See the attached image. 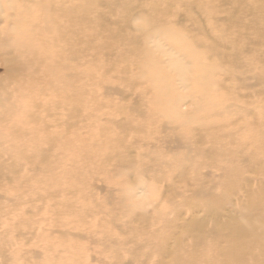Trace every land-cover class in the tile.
<instances>
[{
    "label": "rangeland",
    "instance_id": "obj_1",
    "mask_svg": "<svg viewBox=\"0 0 264 264\" xmlns=\"http://www.w3.org/2000/svg\"><path fill=\"white\" fill-rule=\"evenodd\" d=\"M4 2L0 99L10 100L0 106V264H189L193 257L182 254V243L201 252L206 264L230 262V254L219 256L227 242L208 243V234L227 218L246 220L245 202L264 185V176L246 169L242 187L224 183L215 188L223 173L209 137L213 132L219 137L236 134L240 144L231 148L234 159L248 162L252 148L246 124L264 115V0H116L114 5L99 1L90 18L99 33L117 37L114 46L102 49L98 42L80 41L71 49L74 54L70 50L51 62L47 55L33 57L34 46L20 42L16 48L13 43L15 32L25 28L26 42L31 32L37 39L45 34L37 41L42 54L51 40L52 53L62 47L56 36L48 35L52 26L32 30L29 22L17 19L23 9L35 20L40 14L37 1L0 0V5ZM141 17L152 20L146 31L133 27ZM159 25L192 44L200 69L216 71L208 89L193 96L177 83L175 94L155 92L135 53L145 50L166 61L160 52L167 43L149 37ZM125 43L136 50L119 55ZM25 61L30 64L27 73L20 67ZM77 62L82 70L91 66L94 75L85 78L82 70L78 74ZM47 69L56 72L61 90L67 84L68 100L81 94L84 102L68 109L62 100L63 107H54L61 99L43 82ZM28 80L34 86L30 92L24 89ZM20 96L27 107L20 108L16 122L9 114ZM171 96L176 114L185 120L191 115L198 119L211 96L223 97L231 116L225 120L224 114L220 119L225 121L216 125H194L187 135L171 112L157 110L160 104L167 109ZM29 135L39 139L33 152L22 145L36 141ZM97 135L101 140L88 141ZM73 138L87 142L77 156L66 160L60 152ZM228 140L219 143L227 145ZM181 161L182 166L172 170V164ZM50 172H65L55 177L65 182L64 187L48 189ZM74 174L83 183L69 182V187L66 182L76 181L70 177ZM130 200L136 202L134 210ZM194 236L205 243L193 246Z\"/></svg>",
    "mask_w": 264,
    "mask_h": 264
},
{
    "label": "bare ground",
    "instance_id": "obj_2",
    "mask_svg": "<svg viewBox=\"0 0 264 264\" xmlns=\"http://www.w3.org/2000/svg\"><path fill=\"white\" fill-rule=\"evenodd\" d=\"M37 1V9L40 11V14L36 15V19H34V14L30 10L21 9L16 14L17 19L22 21L23 23L29 22L31 29L35 30L38 26L41 25H49L54 29L48 33L56 36L55 39L58 41V44L62 46L54 53L51 52L53 48L51 43L46 45L48 50L42 54L43 51L40 46L38 48L37 41L42 40L45 34H38L41 37L37 39L33 32L29 33L31 35V39L25 41L24 32L25 28L20 32H15V37L13 40L14 47L20 42L24 44H28L34 46L30 50L34 55L46 56L47 61H58L60 57L64 54L67 55L72 47L75 45L80 46L81 43L89 45L90 43L98 42L102 49L104 47L111 48L115 44L116 36L113 34H101L99 33L95 26L93 19L90 18L96 10V5L100 1H112L113 5L116 0H35ZM9 4V9H13L12 4ZM208 4V3H206ZM47 5H49L47 7ZM7 6V2H4L0 7L5 8ZM209 6V5H208ZM262 7H260L261 9ZM209 9L213 11V8L209 6ZM12 11V10H11ZM155 14V13H154ZM33 20V21H32ZM150 25L152 24V20L149 19ZM94 26V27H92ZM18 30H21L20 24L17 26ZM150 38H158L161 41L167 43L168 48L165 51L160 52V54L164 56H175L178 57L181 61V67L173 74L169 71V63L166 60L165 62L162 60H158L156 56L149 54L147 51H136L135 55L137 60H142V68L147 70V73L144 77L148 78L150 83L152 84L156 93H161L162 95H172L175 94L176 88L175 84L179 83L185 90L190 91L191 95H195L197 91L201 93L208 89L209 85H211L213 78L216 75V71L213 68L202 70L197 66L199 55L196 51H194L191 47V43L187 41H183L182 35L175 31L174 29H169L166 26L159 25L156 27V31L150 32ZM47 41L50 40L49 37H46ZM124 40L127 41L129 38L124 36ZM126 44V45H125ZM121 46L119 50V55H122L127 52H134L136 49L131 48L128 43H125ZM53 45V44H52ZM17 48V47H16ZM36 49V50H35ZM71 54L75 52L73 50L70 51ZM79 55L77 49V57ZM79 59V57H78ZM253 62H255L252 59ZM264 63V61H263ZM262 63V64H263ZM162 64L164 67L162 68ZM75 69L77 73H80L82 70L80 64L77 62L75 64ZM25 73L29 72L30 64L25 61L24 65L20 66ZM161 67V69H160ZM264 69V64L262 65ZM22 71V70H21ZM85 74V78H89L90 74L94 75L93 69L91 66H86L82 70ZM23 72V71H22ZM54 70L47 69V74L44 77L43 82L47 85H52V89L57 91V95H59L61 101L59 103H55L54 107H63L62 100L66 102L64 107L68 109H72L78 107V104L84 102V98L81 94H77L74 97L69 96L71 100H68L66 95L69 93V87L67 84L63 86L61 90V85L58 82V78L55 75ZM88 75V77L86 76ZM264 75V73H263ZM58 86V87H54ZM24 89L28 92L34 90V86L32 82L28 80ZM166 91V92H165ZM65 92V93H64ZM64 93V95H63ZM17 101V103L11 106L9 117L11 119H15L16 122L20 121L19 112L21 111V107H27L25 105V101L22 99ZM5 97L0 99V106L6 105V101H9L10 98ZM171 101L168 102V108L165 109L160 105H158L157 110L160 112H171L173 118L177 119L183 126V128L187 131V135L190 134V129L194 125L198 124H208V125H216L221 121L229 120L230 114L226 112L227 109L226 104L223 103L224 98L220 96H211L208 97L207 103L204 108H202L199 113L201 114L198 119L193 118L195 115H191V118L185 120L183 117H180L176 114V105L174 104V99L171 96ZM223 103V105H222ZM166 105V104H164ZM229 110V109H228ZM170 113V114H171ZM225 114V120L220 119ZM206 115L209 117L206 118ZM10 120V119H9ZM246 129L249 130L247 138L248 146L252 148V151L249 154L248 162L234 159L236 156H233V148L234 146L240 144L236 139V134L227 133L223 137H219L215 132L211 134L209 137V143L215 147L216 159L219 161L218 168L223 173L222 180L215 184V188H218L224 183H230L235 185L243 186V173L246 169H252L257 175L264 176V157H263V149H264V115H259L257 122H250L246 124ZM215 133V134H214ZM221 134V133H220ZM31 137H36L35 135H29ZM101 137L99 135L95 137H91L88 141L92 142V140ZM229 138L227 141V145H222L219 143L221 139ZM27 143H22L23 148L27 149L30 152H33L34 149H38L35 147L39 142V139L36 137V141H28ZM87 141L83 139H75L73 138L70 146H64L62 148V152L65 154V159L68 160L77 156L78 150L85 148V143ZM48 143V141H47ZM79 145L80 147H76ZM67 147V150L66 148ZM231 149V150H230ZM41 149L40 151H42ZM66 150V151H65ZM236 150V149H235ZM69 152V153H68ZM18 155H22L21 153H16ZM225 163V164H222ZM183 164V161L179 162V164H172V170H178ZM61 174H65V172H50L47 175V179L45 181V185L49 190L54 189L56 186L64 187L65 182L61 183L56 180L55 177L61 176ZM74 177L75 180L67 181L66 184L69 186V182L82 184L83 181H78L76 178V174L71 175L70 177ZM61 184V186H58ZM70 187V186H69ZM45 190V189H44ZM220 192H223V188L220 189ZM188 204L185 205L187 207ZM245 206L247 208V217L246 220L240 222L237 218H227L225 222H223L218 228V230H211L208 234V243H214L216 245L222 246L226 241L227 244L223 247L224 249L219 253L221 257H228L226 254H230V262L226 264H264V185L257 189V191L251 193L248 196V199L245 202ZM208 207V206H205ZM205 243V239H198V237H193V246H199ZM187 246L182 243L180 245V249L182 250V254L189 253L193 258H190L189 264H206L205 258L200 259V256L203 257L201 252H192L186 249ZM209 249V245H207ZM183 257L182 259H184ZM175 264H179V262H174Z\"/></svg>",
    "mask_w": 264,
    "mask_h": 264
},
{
    "label": "clouds",
    "instance_id": "obj_3",
    "mask_svg": "<svg viewBox=\"0 0 264 264\" xmlns=\"http://www.w3.org/2000/svg\"><path fill=\"white\" fill-rule=\"evenodd\" d=\"M133 27L138 31H146L150 27V21L145 17L137 18L135 21H133ZM149 46L156 47V44L151 43ZM164 58L168 61L169 71L173 74L181 67V61L178 57L166 55ZM177 87H179V85H177ZM129 207L134 210L136 207V202L134 200H130Z\"/></svg>",
    "mask_w": 264,
    "mask_h": 264
}]
</instances>
